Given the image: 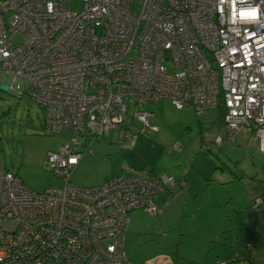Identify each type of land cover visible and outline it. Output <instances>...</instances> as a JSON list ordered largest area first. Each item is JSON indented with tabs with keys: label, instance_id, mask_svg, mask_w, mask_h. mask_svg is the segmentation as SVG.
<instances>
[{
	"label": "built area",
	"instance_id": "1",
	"mask_svg": "<svg viewBox=\"0 0 264 264\" xmlns=\"http://www.w3.org/2000/svg\"><path fill=\"white\" fill-rule=\"evenodd\" d=\"M79 2L74 10L71 0H0V75L12 77L0 87L40 105L43 132L71 131L46 153L61 186L31 190L0 168V264H134L125 253L130 212L156 214L175 180L130 165L97 186L70 175L92 141L115 129L126 139L133 117L138 132L159 130L138 106L222 105L227 138L252 131L264 152V0Z\"/></svg>",
	"mask_w": 264,
	"mask_h": 264
},
{
	"label": "rangeland",
	"instance_id": "2",
	"mask_svg": "<svg viewBox=\"0 0 264 264\" xmlns=\"http://www.w3.org/2000/svg\"><path fill=\"white\" fill-rule=\"evenodd\" d=\"M70 7L79 9V0H71ZM11 83V76L0 75V86ZM15 87L22 88L21 79ZM138 109L151 111L149 123L160 130L138 132L141 124L133 117V124L125 125L132 130L126 139L115 129L92 141L70 175L74 184L97 186L109 177L126 174L122 168L130 165L152 167L173 178L170 187L189 184L182 190L173 187L169 203L158 207L155 215L142 209L130 212L125 243L128 259L137 262V256L162 250L175 260H184L176 264H217L235 255L239 260L229 263L264 264V152L254 132L241 130L227 138L217 108L197 113L191 105L178 109L171 100L162 99ZM42 120L40 105L28 94L18 98L0 87V168L16 173L35 191L63 184L46 153L57 150L71 136L70 130L43 132ZM178 167L179 175L169 173ZM179 191L181 200L175 198ZM256 197L263 203L252 205Z\"/></svg>",
	"mask_w": 264,
	"mask_h": 264
},
{
	"label": "crops",
	"instance_id": "3",
	"mask_svg": "<svg viewBox=\"0 0 264 264\" xmlns=\"http://www.w3.org/2000/svg\"><path fill=\"white\" fill-rule=\"evenodd\" d=\"M190 106V105H189ZM225 129V128H224ZM159 130H160V128H159ZM158 130V131H159ZM244 131H246V130H244ZM155 133V132H154ZM239 133V132H238ZM180 150V152L181 153H183V150L182 149H179ZM133 165V164H132ZM133 166H135V165H133ZM145 169H148V170H150L151 171V173L153 174V175H155V176H160V175H164V174H162V172H160V173H157L152 167L151 168H145ZM169 171V170H168ZM189 172V171H188ZM193 172H196V171H194L193 170ZM169 173H172V174H174V175H179L180 174V169H179V167L176 169V170H174V171H169ZM198 174V173H197ZM194 181V178H192V180H191V183ZM193 185H195V186H197L196 185V183L195 182H193ZM189 186V184H187V182H186V184L184 185V186H180V185H176V186H173V187H175V188H178L179 190H182V188H187ZM173 187L171 186V187H169L168 189H167V192L166 191H164V193H160L159 195H158V197L156 198V200H155V202H156V205H157V208L159 207V209H162V208H164L168 203H169V199H168V197L170 196V194L171 193H174V190H173ZM176 195V197L175 198H177V197H179V199L181 200L182 199V197H180L181 195H182V192L181 191H179V193H177V194H175ZM167 196V197H166ZM263 200V199H262ZM252 203V202H251ZM157 211H158V209H157ZM155 215V214H154ZM128 227H129V225H128ZM127 233H128V230H127ZM127 233H126V236H125V243H126V238H127ZM135 252V254H136V251H134ZM126 253V252H125ZM130 253L133 255V251H131L130 250ZM131 255V257H134L135 255H133L132 256ZM126 256H127V254H126ZM228 257H230V256H228ZM127 258H129L128 256H127ZM137 258H138V260H137V262H134V261H132L131 259H129L132 263H134V264H137V263H140V264H176V261L178 262V263H184V260H181V261H178V260H175L174 258H173V256H172V254H169L168 252H163L162 250H160L159 252H154V253H152V254H150V255H147V256H137ZM229 259H232V258H229ZM189 262H192V260H189ZM203 264H211V261L209 262V263H205V261H204V263Z\"/></svg>",
	"mask_w": 264,
	"mask_h": 264
},
{
	"label": "trees",
	"instance_id": "4",
	"mask_svg": "<svg viewBox=\"0 0 264 264\" xmlns=\"http://www.w3.org/2000/svg\"><path fill=\"white\" fill-rule=\"evenodd\" d=\"M222 106V105H221ZM220 106V108L219 107H217V109H218V111H219V117L222 119V121L224 122V112H223V109H222V107ZM204 144V143H203ZM203 150V151H202ZM202 150H200V151H202V152H207L206 150H204V149H202ZM148 172H149V175L153 178V179H159L161 176H155V175H153L152 173H151V171L150 170H148V169H146ZM170 187V184H167V186H166V188L168 189ZM167 189L165 190V191H167ZM243 255H245V257H248V259L250 260V258H249V256L248 255H246V254H244V253H242ZM233 258H235L236 260L238 259L239 260V257H237L236 255L233 257ZM240 264H247V263H240ZM250 264V263H249ZM252 264V263H251Z\"/></svg>",
	"mask_w": 264,
	"mask_h": 264
},
{
	"label": "bare ground",
	"instance_id": "5",
	"mask_svg": "<svg viewBox=\"0 0 264 264\" xmlns=\"http://www.w3.org/2000/svg\"><path fill=\"white\" fill-rule=\"evenodd\" d=\"M112 131V130H111ZM154 178V177H153Z\"/></svg>",
	"mask_w": 264,
	"mask_h": 264
}]
</instances>
